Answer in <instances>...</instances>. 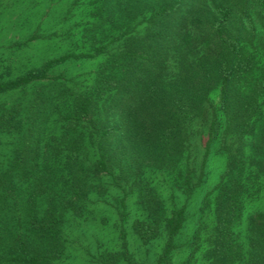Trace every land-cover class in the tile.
Returning a JSON list of instances; mask_svg holds the SVG:
<instances>
[{"label":"trees","instance_id":"1","mask_svg":"<svg viewBox=\"0 0 264 264\" xmlns=\"http://www.w3.org/2000/svg\"><path fill=\"white\" fill-rule=\"evenodd\" d=\"M98 1L100 23L78 36L91 50L47 59L0 83V95L57 86L45 93L39 87L25 109L1 107L0 264H83L63 260L69 241L84 248L96 238L98 228L72 229L88 222L91 205L103 210L99 225L110 224L117 246L105 240L84 248L90 264H134L129 221L143 245L163 241L151 263L161 264L174 249L184 208L165 211L157 172L171 173L181 191L197 190L208 176L210 146L220 138L226 169L215 186L226 176L237 186L246 164L229 134L251 137L264 170V27L246 21L251 9L263 16L264 0ZM71 62L89 70L50 75ZM190 161L200 163L194 184ZM228 199L216 212L211 264L242 263L230 238L234 193ZM113 214L118 218L109 221ZM249 231L251 264H264V212L252 215Z\"/></svg>","mask_w":264,"mask_h":264},{"label":"rangeland","instance_id":"2","mask_svg":"<svg viewBox=\"0 0 264 264\" xmlns=\"http://www.w3.org/2000/svg\"><path fill=\"white\" fill-rule=\"evenodd\" d=\"M99 2L98 0H0V83L39 67L47 59L56 58L65 53L91 50V43L82 44L78 36L85 27L100 23L95 13L96 4ZM254 11L256 12L251 9V13L245 20L250 19L256 28L257 26L261 28L260 25L264 27V14L261 18H256L252 14ZM246 28H248L247 23ZM88 70V65L84 63L71 62L56 66L50 75L70 78ZM52 84L49 87L35 85L1 94L0 113L2 106L19 104L23 109L29 107L36 90L40 87V89L43 88L41 90L43 93L45 89L54 92L57 86L53 82ZM49 123H51V129L57 132L56 125L51 121ZM219 141L220 138H217L210 146L206 168L208 176L197 190L192 189L191 185V188L181 191L174 186L171 173L157 172L159 181L156 180L155 183H159L158 193L162 199V207L168 212L184 208V222L174 239V249L169 259L166 262L162 261L161 264H211L212 241L217 233L216 212L231 201L228 199L231 193H234L236 202L234 213L237 214V218L230 228L233 232L230 238L239 249L238 257H241V264H251L249 225L252 215L264 212V170L255 163L259 157L256 155V150L252 148L251 137L242 141L236 134H229L228 142L234 143V151L243 157L246 166L237 178V186L231 183L228 176L215 186L226 169L225 156L221 155L218 149ZM190 163L191 168L196 169L190 176L191 184H194L197 182L196 176H199L200 163L194 161ZM183 182L184 178H180L177 183L182 185ZM211 192L213 193L207 196ZM102 213L103 210L97 209L96 205H91L87 214L88 222L76 224L75 228H72L79 231L83 228L86 232L98 228L94 230L96 231L94 241L86 240L87 242L81 244L84 248L95 247L105 240L109 241L112 247L117 246V242L112 239L114 234L110 224L99 225L98 220ZM137 213L138 208L135 205V199L132 198L128 216L134 219ZM116 218H118L117 215L113 214L109 221ZM129 224L130 221L126 224L128 251L134 264H151L154 261L156 263L163 241L143 245L132 230L130 231ZM84 237L88 239L90 235L86 234ZM68 245L70 253L63 263H79L83 259V264H90L92 259H89L91 256L87 249L81 248L77 243L74 245L71 241ZM98 249L102 248L99 246ZM68 258L71 259L68 260Z\"/></svg>","mask_w":264,"mask_h":264}]
</instances>
